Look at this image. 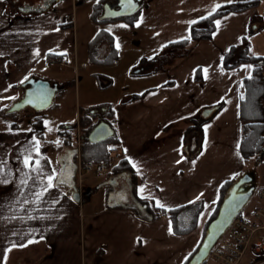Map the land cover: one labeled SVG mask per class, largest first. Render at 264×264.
Here are the masks:
<instances>
[{
    "label": "crops",
    "instance_id": "1",
    "mask_svg": "<svg viewBox=\"0 0 264 264\" xmlns=\"http://www.w3.org/2000/svg\"><path fill=\"white\" fill-rule=\"evenodd\" d=\"M105 1L115 2L104 0L96 20L91 13L97 0L92 5H86V0H0V101L6 106L19 99L24 92L21 81L31 76L56 83V94L59 90L64 92L60 89L64 85H72L78 101L82 82H90L92 87L98 81L99 87L106 89L112 84V74L95 70L87 73L86 63L93 66L118 61L124 45L114 35L119 26L123 40H142L143 35L148 39L145 51L150 55L130 59L123 73L125 77L132 74V67H141L136 78L150 81L143 85L144 90L132 91L126 99L117 98L116 91H108L101 93L104 100L97 106H91L90 98L85 103L90 113L93 109L101 111L107 121V110L112 109L110 122L115 143L128 164L120 174L115 171L106 179L123 175L122 182H127L125 189L130 190L133 202L134 197L148 199L155 206L160 201L166 209L195 202L183 208L174 222L167 215L156 219L139 215L133 203L122 204L126 199L121 189L112 196L106 191L105 201L95 206L93 194L97 190L78 203L65 193L63 186L57 185L40 201L23 204L20 180L24 173L37 175L23 165L26 149L33 147V137L39 141L40 153L37 156L32 152L33 160L40 159L45 176L53 169L56 173L58 163L47 150L48 140L37 135L30 118L23 117L17 125L3 119L0 160L6 161V166L0 174V264H185L198 247L206 222L218 209L219 190L225 180L245 170L253 171L254 193L240 214L253 221L252 211L263 204L256 190L264 188V180L257 185L260 176L255 163H248L261 165L264 177V156L262 160L253 156L244 162L237 147L241 134V79L250 73L251 63L227 69L222 59L233 45L238 47L233 58L240 55L245 45L249 54L264 58V0H151L139 8L131 21L124 17L102 19ZM252 1V6L218 17L216 20L221 23L215 24L211 39L192 41L186 46L168 45L187 37L192 21L208 15L215 4ZM48 3L46 11H35ZM22 7L27 10L22 11ZM101 29H110L112 45L106 38L89 45ZM112 47L117 55L107 62ZM168 49L180 54L168 61L162 56L159 59V52ZM52 53L63 56L48 63L46 56ZM158 61L160 65H156ZM204 69L208 70L207 77ZM66 72L73 73L72 80L62 77ZM261 77L264 79V68ZM133 95L139 96L132 98ZM257 103L264 121V94ZM214 105L220 106L209 117H201L204 108ZM77 115L79 118L82 114L78 111ZM193 149H197V154L187 157L185 153ZM77 155L82 164L79 152ZM72 176L75 177V170L66 165L63 179L69 181ZM95 185L84 182L86 188ZM29 187L34 192L42 188L39 180L35 185L29 180ZM101 188L106 190V186ZM28 191L25 189V195ZM29 200L34 201V197L29 196ZM262 238V231L253 235L239 264H251L264 256V248L258 246ZM29 239L37 242L12 247L13 242L19 245ZM9 248L11 251H6ZM209 256V264H220Z\"/></svg>",
    "mask_w": 264,
    "mask_h": 264
},
{
    "label": "trees",
    "instance_id": "2",
    "mask_svg": "<svg viewBox=\"0 0 264 264\" xmlns=\"http://www.w3.org/2000/svg\"><path fill=\"white\" fill-rule=\"evenodd\" d=\"M103 1L104 0H99V2L95 4L94 9L91 13L92 17L96 20L99 16V11H100L99 9ZM254 3L255 1L222 5V7L219 8L215 13H213L212 16L206 15L204 16L206 18L204 19L199 18L196 20L195 23H192L190 26L189 35L187 37L176 41H172L168 45L186 46L188 43L192 41L211 39L213 31L215 30L214 21L218 17L233 10L236 11V10L245 9L249 6H252V4ZM135 17L136 14L124 18L127 19L128 21H131ZM101 38H106L109 41V43L112 45V39H113L112 35L108 31L103 29L99 30L95 34V36L90 41L89 45L91 46L95 45L97 41H99ZM242 41L243 43H246V37H243ZM236 48L237 47L233 45L223 54V59H222L223 67L229 69V68H236L237 66H239L241 63L244 62L251 63L250 73L242 77L241 79L242 95L244 99H240L239 101V117L241 121L239 150L242 160L244 162L253 156H257L258 160H262L264 156V121L262 120V116L257 102L259 97L264 94V79H262L261 77L263 75L264 58L261 56H255L249 54L246 45L245 48L241 50L240 55H238L237 58H233ZM116 55H117L116 49L112 47L110 55L107 58V62H112L113 60H115ZM62 56L63 54L61 53H52V54H48L46 56V59L48 57L61 58ZM249 76H251V78H249ZM138 96L139 95H133L132 98ZM218 106H216V108H218ZM6 110L7 109L0 101V116L7 117V112L5 114ZM106 115L108 118H111L113 116L112 109L110 110L108 109ZM88 117H89L88 114H83L79 117V125L83 129L84 135L90 130V128L93 125L92 122L87 124ZM32 123H33V128L35 127L34 129L36 130L37 135L40 136L41 135L40 128L42 125L41 119L34 118ZM190 134L191 136H195V133H192V131H190ZM115 142H116L115 136L107 141H102L98 143H90L88 140L85 139L81 146V153H80L81 162L83 164H87L89 162L106 161L108 159V154H109V145ZM196 154H197V149L196 150L193 149L192 151H190V153H185V155L189 158L194 157ZM127 167L128 164L126 163L125 159L121 158L114 165V170L119 172ZM235 178L236 177H231L230 179L225 180L221 184L219 190V193L221 195L219 200V205L223 199V195L225 194L226 189L231 185V183ZM136 200L141 204L139 207H134V209L139 215L145 218H152V219L159 218L161 215H167L173 220V222L175 221L176 215L183 208L192 205L191 203H188L187 205H181L179 207L166 209V208L156 207L150 200L145 198H136ZM141 210H143L144 212L142 213ZM217 211L218 209L215 210L213 215L206 222L205 231L209 221L215 217ZM195 220L196 217L194 218L193 223H195ZM175 230H177L176 227Z\"/></svg>",
    "mask_w": 264,
    "mask_h": 264
},
{
    "label": "rangeland",
    "instance_id": "3",
    "mask_svg": "<svg viewBox=\"0 0 264 264\" xmlns=\"http://www.w3.org/2000/svg\"><path fill=\"white\" fill-rule=\"evenodd\" d=\"M92 2L93 0H86V3H87L86 5H92L91 4ZM149 2H151V0H142L141 8H144V6L148 4ZM101 23L103 24L105 22H101ZM122 31L123 29L119 26V28L115 29V32H114L116 40H119V42H122L124 44L122 45V48L120 50V55H118V61L117 62L115 61L116 63L104 64V65H97V64L93 65L92 64L93 66H90L89 63H86V67L84 68V71L87 73L89 72V70H91L92 72L93 70H95L97 72L105 71L107 73L112 74L113 76L112 84L108 88L101 89L98 85V81H97V84L96 82L95 84L92 83V87L90 86V82L89 83L82 82V85L80 86L79 101H78V99L76 100V93L74 92L72 85H68V86L64 85L63 88H60L61 91L63 90L64 92L59 93L60 92L59 90V92L56 94L54 98V102L52 103V105L46 108L37 110V111L32 110L30 108H26L24 109V111H16V112L5 111V114L7 112V117L9 119L7 117L0 116V122H2L4 119V120H7L8 122L13 121V125H17L18 123H20V121L18 120H23V117L30 118L29 119L30 123H32L34 118H40L42 122V125L40 128L41 135L43 138L48 140L46 141L45 144L47 145V150L49 151V154L53 157L54 162L57 163V159H56L57 156L62 157L63 154L66 155L65 150L67 148H72V147H78L79 157H81V154H80L81 146L83 144V141L86 139L87 133L84 135L83 129L79 125V121H78L79 118L77 115L78 111H80L82 115L83 114L89 115V117L87 118L88 119L87 124L90 122L94 123L96 121V119L94 120V118L91 117V113L88 111L89 110L88 105L85 104L87 102V98L92 99L93 103L91 106H97L98 104H100L104 100L103 97L101 96L102 95L101 93H106L108 91H110L109 93L111 94L116 91L117 98L126 99V98H129L130 94H132V91L140 92V90L144 88L143 85H147L150 82L149 80L145 82L143 80H139L136 78L138 76H136L133 71L139 67H132L129 71L132 74L131 75L127 74V76L124 77L125 73H123L124 72L123 68L126 62H128L133 57L139 56L141 59L143 57L149 56L150 54H149V51H145L147 50L146 44L148 43V39L144 38V36L142 35V40H138L136 38H133L130 41L123 40L124 37L123 38L121 37ZM134 34H136L135 31H134ZM79 45L81 46L80 43ZM237 50H238V47L236 48V51ZM171 53H174V54L172 55ZM177 54L178 55L180 54L179 52H177V50L168 49L166 51L165 50L160 51L158 55H159V59L162 56L164 57L166 61H168L171 57L176 56ZM147 59L151 61L150 57H148ZM148 64H150V62ZM156 65H160V61H158ZM80 74H82V72H80ZM62 77L72 80L73 73L66 72L65 74H62ZM10 105L11 103L9 104L6 103L5 108L7 109L8 107H10ZM216 106L218 105L212 106L214 107V110L216 109ZM92 111L93 113H95L98 110L93 109ZM107 119L109 120V122L112 121L111 118H107ZM31 125L33 127V123ZM67 125H71L73 127L71 129L69 128L64 129L63 127ZM65 137H68L69 140H66L67 138L65 139ZM116 146H117L116 143L110 144L109 151H110V148L116 147ZM117 147L119 148V146ZM75 157H74V160H75ZM109 158H110V153L108 154V159L104 162L109 161L110 160ZM76 161H77V157H76ZM93 163H97V162H93ZM248 164L249 165L254 164L256 173L260 176L259 183L257 185H260L262 183V179L264 180L263 168L261 167V165L259 166L256 162H253V161H249ZM115 171L116 170H112V173H115ZM104 179L106 178L87 176V179L83 180L82 182V187L84 188V190L86 189V187H84V182L87 184L95 185ZM123 192H124V199L126 200L122 204L133 203V201L130 198L131 196L130 190L126 188L124 189ZM119 195L123 197L121 193ZM93 197H94V201H96L94 203L95 206H99V204H102V202L105 201L106 190L104 188L97 190L93 194ZM247 206H244V207H247ZM211 260L212 259L208 255L207 261L204 264H209Z\"/></svg>",
    "mask_w": 264,
    "mask_h": 264
},
{
    "label": "water",
    "instance_id": "4",
    "mask_svg": "<svg viewBox=\"0 0 264 264\" xmlns=\"http://www.w3.org/2000/svg\"><path fill=\"white\" fill-rule=\"evenodd\" d=\"M142 0H115L114 3L110 1H105L102 4L101 18L102 19H112V18H122L134 15L141 7ZM50 3H48L43 8H38L35 11L41 12L49 9ZM22 11H26V8H21ZM142 68L139 67L135 69L134 73H139ZM23 87V95L14 101L10 107L7 108V112L20 111L23 108L31 107L33 110H40L48 107L53 101L54 95L58 90V85L56 83H50L48 80L30 77L23 83H20ZM214 107L204 108L200 115L204 119L212 114ZM73 126H64V129H71ZM115 136V130L112 124L103 119L97 118L93 123L92 127L86 134V139L90 143H98L102 141H107ZM77 147L67 148L66 157H57V171L56 175L59 180H63V183H59L65 188V193L69 195L72 200L78 203H83L86 197L101 188L102 186H107L110 179L115 180L117 176H112V178L104 179L97 183L94 187H87L85 190H79L75 185L73 176L69 181H65L62 177L63 170L66 165H69L73 172L76 169V162L74 157L78 153ZM115 178V179H114ZM55 183V181H54ZM255 181L254 173L251 170H245L241 172L231 183V185L226 189L223 199L218 207L217 214L212 218L207 227L206 231L196 248V250L189 257L187 264H203L217 241V239L225 232L234 217L242 210V208L247 204L249 199L254 193Z\"/></svg>",
    "mask_w": 264,
    "mask_h": 264
},
{
    "label": "built area",
    "instance_id": "5",
    "mask_svg": "<svg viewBox=\"0 0 264 264\" xmlns=\"http://www.w3.org/2000/svg\"><path fill=\"white\" fill-rule=\"evenodd\" d=\"M59 59L48 57L46 60L51 63L59 61ZM65 139L69 140L68 137H65ZM109 153L110 160L107 162L77 163L74 181L79 190L82 189V182L87 179V176L106 178L112 173L114 165L121 159V153L117 146L110 148ZM256 193L262 199L263 204L252 211L253 221L242 214L236 215L225 232L213 245L210 255L220 264H239L257 231L263 232L262 241L258 246L264 248V188H258ZM251 264H264V256Z\"/></svg>",
    "mask_w": 264,
    "mask_h": 264
},
{
    "label": "snow or ice",
    "instance_id": "6",
    "mask_svg": "<svg viewBox=\"0 0 264 264\" xmlns=\"http://www.w3.org/2000/svg\"><path fill=\"white\" fill-rule=\"evenodd\" d=\"M97 2H99V0H97ZM227 3H232V0H226ZM129 3H131V0H129ZM222 5L217 3L215 4L213 7H211L208 11V16H212L213 13H215L219 8H221ZM206 17H201V19H204ZM196 21H192V23H195ZM214 23L219 26L221 21L220 20H215ZM138 26V25H137ZM106 31H110V29H106ZM190 38V37H188ZM117 47H119V45L117 44ZM39 51L36 52V55L39 56ZM207 69H204V73H205V77H207ZM221 71H223V69L221 68ZM249 78H251V76H249ZM25 80H27V77H25ZM24 81H21V83H23ZM9 99H15V97H9ZM240 99H244L243 95H241ZM51 130V129H50ZM29 131H31V129H29ZM59 142V141H57ZM237 147H239V145H237ZM26 151L28 152L27 155L24 156L23 158V165L25 168H28L30 172L36 173V176H32L29 175L28 173H24V177L20 180V191H19V196L23 197V204H28L30 202H38L41 200V198L44 196L45 193L49 192V190H51L53 187L57 186L59 183H63V180H59L57 178V175L55 173V169L52 170L51 174H48L45 176L43 168L40 165V159H35L33 160V156H32V152H35L37 156L40 155L39 153V141L35 139V137H33V147L29 150L26 149ZM237 155H239V153H237ZM179 163V161H178ZM6 166V161H2L0 160V174H3L4 171V167ZM133 167H135V164H133ZM29 180L32 181L33 185H35L37 183V181L39 180V183L41 184L42 188L41 191H31L30 187H29ZM55 181V183H54ZM25 189H28V195H25ZM144 191L143 188L140 189V192L142 193ZM203 195V194H201ZM29 196L34 197V201H30L29 200ZM199 199V197H197V200ZM195 201H190L189 203H194ZM17 203H20L19 200H17ZM156 206L160 207V208H165V205L162 204L160 201H156ZM15 218V217H13ZM29 219H32L31 216H29ZM171 231V226L170 229ZM13 235H16V233H13ZM37 241L31 240L29 239L27 241V243L24 244H16L15 242H13L12 247H26L28 243H34ZM6 251H11V248L7 249Z\"/></svg>",
    "mask_w": 264,
    "mask_h": 264
},
{
    "label": "flooded vegetation",
    "instance_id": "7",
    "mask_svg": "<svg viewBox=\"0 0 264 264\" xmlns=\"http://www.w3.org/2000/svg\"><path fill=\"white\" fill-rule=\"evenodd\" d=\"M92 114V117L95 116L96 118H103L104 119V116H103V113L101 111H96L95 113H93V111L91 112ZM117 174H120L119 172H117ZM122 178H124L123 175H117V178L115 180L113 179H110V182L109 184L106 186V191H107V194L109 195H114L118 189H121L122 191L125 189V186L127 182H122ZM82 190H84V188H82ZM134 197V196H133ZM134 202H133V206L135 207H139L141 204L136 200V198L134 197Z\"/></svg>",
    "mask_w": 264,
    "mask_h": 264
}]
</instances>
